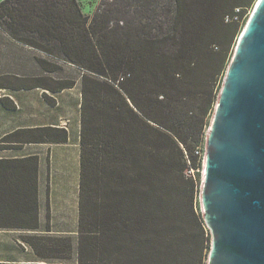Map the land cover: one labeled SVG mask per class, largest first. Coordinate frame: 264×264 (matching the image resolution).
<instances>
[{
	"label": "trees",
	"instance_id": "trees-1",
	"mask_svg": "<svg viewBox=\"0 0 264 264\" xmlns=\"http://www.w3.org/2000/svg\"><path fill=\"white\" fill-rule=\"evenodd\" d=\"M136 1L140 9L102 0L93 15L79 0L0 2V39L45 74L16 90L42 88L53 103L46 91L82 80L77 258L72 237L38 232L39 156L8 155L0 156V230L34 231L24 240L39 259L0 264H208L198 170L230 50L257 1ZM64 65L71 76L48 75ZM68 139L63 127L19 128L0 150Z\"/></svg>",
	"mask_w": 264,
	"mask_h": 264
},
{
	"label": "water",
	"instance_id": "water-1",
	"mask_svg": "<svg viewBox=\"0 0 264 264\" xmlns=\"http://www.w3.org/2000/svg\"><path fill=\"white\" fill-rule=\"evenodd\" d=\"M208 264H264V0L227 68L206 138L201 187Z\"/></svg>",
	"mask_w": 264,
	"mask_h": 264
},
{
	"label": "rangeland",
	"instance_id": "rangeland-1",
	"mask_svg": "<svg viewBox=\"0 0 264 264\" xmlns=\"http://www.w3.org/2000/svg\"><path fill=\"white\" fill-rule=\"evenodd\" d=\"M3 0H0V2ZM82 4L83 11L88 15H93L98 7L100 6L102 0H79ZM145 1V0H143ZM257 1V0H256ZM134 8L140 9L142 1L133 0ZM133 5V4H132ZM255 5V4H254ZM254 5L249 12L251 14ZM249 19V18H248ZM244 29V28H243ZM243 31V30H242ZM242 33V32H241ZM240 33V35H241ZM240 35L234 40V45L230 50V61L233 57L236 45L238 43ZM63 73H48V75H53L56 77H66L67 71L72 75L71 69L69 66L64 65ZM45 75L40 71L36 65L35 59H30L29 56L21 50L18 46L0 39V83L8 85V88H0V95L8 96L5 100L0 101V118L3 120V126L0 128L1 131H11L16 129L17 126V102L21 104V101H33L36 104V111L41 115V121L43 123L54 122L58 114H67L69 117V136L72 138L75 143L78 138H80L81 131V87L82 80L78 79L76 87L69 89L64 93L56 94L49 92L52 95H55L61 103H59L55 108L51 106H46L42 102V89H35L30 92H20L18 93L16 87L21 84L28 83L29 79L35 76ZM225 78V75H224ZM223 78V81H224ZM220 84V88L222 87ZM30 83H32L30 81ZM19 95H21L19 97ZM66 101V103H64ZM217 104V103H216ZM15 108H9L13 107ZM35 107L26 106L23 110L24 118L26 119L28 115L35 110ZM216 107V106H215ZM22 111V110H21ZM212 120V119H211ZM210 128V127H209ZM208 128V131H209ZM207 131V135H208ZM73 146V145H71ZM6 154L14 152H5ZM74 156V154H73ZM61 160H46L43 159L42 162V173L43 175L56 173L58 176L59 166ZM79 159L77 154L73 159H70L67 162L66 171L69 176V183L61 184L54 183L52 186L54 190L60 188L63 192L68 190L70 193V198L68 202L63 204H58L54 202V206L46 207L43 206V215L40 219V228L39 233H46L48 227L52 229L51 232H48L52 236H70L74 239L73 248L68 249L69 255H74L77 258V248L78 243L77 239L79 237V169L81 170V164L79 165ZM63 164V163H62ZM201 176V182L196 186L195 192V210L199 213L202 218V204H201V187L203 182V173H204V163L201 169L198 170ZM47 172V173H46ZM195 172V171H193ZM59 178V177H58ZM50 187V186H49ZM207 226V225H206ZM208 228V227H207ZM209 229V228H208ZM30 233H35L34 231L29 230H18V229H6L0 230V260H15V261H25V262H34L39 258L32 246L24 240V236L30 235ZM67 253L61 249V254ZM52 261L58 262V259H52ZM38 262V261H37Z\"/></svg>",
	"mask_w": 264,
	"mask_h": 264
},
{
	"label": "crops",
	"instance_id": "crops-1",
	"mask_svg": "<svg viewBox=\"0 0 264 264\" xmlns=\"http://www.w3.org/2000/svg\"><path fill=\"white\" fill-rule=\"evenodd\" d=\"M35 89H42V88H31V89H27V88H18L17 92H30L33 91ZM69 89H73V88H69ZM69 89H65L61 92H58L56 94H61L66 92ZM44 89H42V93H41V99H42V104L44 103L46 104V106H51L53 108H55L59 103H61V101L58 100V98L55 95H52L49 93V91H46L48 93V95L50 97H52L54 99L53 103H50L45 97H44ZM2 96V93L1 95ZM21 95H19L20 97ZM64 103H66V101H64ZM26 106H31V107H35L36 104L33 101H25V99H23L21 101V104L19 102H17L16 105V109H17V126L16 129L19 128H36V127H40V126H44V125H53L56 127H63L66 128L69 131V117L67 114H58L57 117L55 118L54 122H47V123H43L41 121V115L36 111V107L35 110L32 111L28 117L25 119L24 118V108ZM22 110V111H21ZM68 125V126H67ZM3 126V120L0 118V128H2ZM8 132L6 131H1L0 133V139L7 134ZM73 145V146H71ZM5 152H14V153H5ZM75 153L78 156V159L80 161L81 158V141L80 138L77 139V141L74 143L72 138L69 136V139L67 142L64 143H39V142H32V143H26L25 146L23 147V149L21 150H15V151H8V150H0V156H17V155H23V154H27V155H37L39 156L40 159V170H39V204H40V219L42 217H44L43 213V206L45 205L46 207L49 206H54V202L58 204H63L66 202H68V199L70 198V193L68 190H65L64 192L60 189L62 187L63 184H68L69 183V176L67 174L66 171V167H67V162L70 159H73L75 156ZM74 154V156H73ZM43 159H50V160H55V159H59L62 161V163L60 162L59 166L61 167V170H59L58 172V176L56 173L53 174H47L43 175L42 173V162ZM80 165V162H79ZM59 177V178H58ZM60 183L61 186L60 188H56V190L52 189L53 188V184L54 183ZM50 186V187H49ZM79 190H78V194H79V200H80V169H79ZM20 262H24V261H20Z\"/></svg>",
	"mask_w": 264,
	"mask_h": 264
},
{
	"label": "clouds",
	"instance_id": "clouds-1",
	"mask_svg": "<svg viewBox=\"0 0 264 264\" xmlns=\"http://www.w3.org/2000/svg\"><path fill=\"white\" fill-rule=\"evenodd\" d=\"M205 147H206V145H205ZM205 158V157H204Z\"/></svg>",
	"mask_w": 264,
	"mask_h": 264
}]
</instances>
